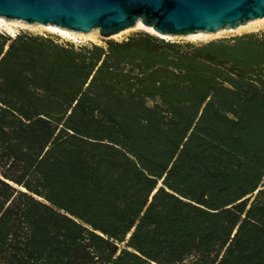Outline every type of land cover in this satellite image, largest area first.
Here are the masks:
<instances>
[{"label": "trees", "instance_id": "16d2710c", "mask_svg": "<svg viewBox=\"0 0 264 264\" xmlns=\"http://www.w3.org/2000/svg\"><path fill=\"white\" fill-rule=\"evenodd\" d=\"M160 39L0 31V264H264V29Z\"/></svg>", "mask_w": 264, "mask_h": 264}, {"label": "water", "instance_id": "95a60500", "mask_svg": "<svg viewBox=\"0 0 264 264\" xmlns=\"http://www.w3.org/2000/svg\"><path fill=\"white\" fill-rule=\"evenodd\" d=\"M264 17V0H0V19L109 37L137 21L159 34L233 30Z\"/></svg>", "mask_w": 264, "mask_h": 264}, {"label": "rangeland", "instance_id": "374dc122", "mask_svg": "<svg viewBox=\"0 0 264 264\" xmlns=\"http://www.w3.org/2000/svg\"><path fill=\"white\" fill-rule=\"evenodd\" d=\"M13 29L15 31L14 32L15 34L19 31H28L31 33H36V34H50V35L59 37L63 42H66L69 44H75V45L81 44V45H87V46L91 44H96L98 46L108 47L114 44H122V43H129L131 45H135L141 42L142 40H146V39L158 40V41L161 40L159 37L146 32L144 29L142 30V28H135V26L126 28L109 37H102L99 35L98 31H96V32L90 33L89 34L90 36L89 35L87 36L78 35L75 39L61 37L55 33L49 32L42 26L23 27V26L17 25V26H13ZM262 29H264V17L260 19L252 20L248 22L247 24L240 26L237 29L220 30L215 33H209L207 36L201 37V38H191L188 36H172L170 39H165L164 41L178 40V41H188V42H206V41L216 39V38L232 37L235 35H240L242 33L258 31ZM0 31L6 32L3 28H1Z\"/></svg>", "mask_w": 264, "mask_h": 264}, {"label": "bare ground", "instance_id": "6f19581e", "mask_svg": "<svg viewBox=\"0 0 264 264\" xmlns=\"http://www.w3.org/2000/svg\"><path fill=\"white\" fill-rule=\"evenodd\" d=\"M260 19V18H258ZM250 22V21H249ZM23 26V27H34V26H42L43 28H45L46 30H48L51 33H55L61 37L64 38H69V39H75L78 35H83V36H87L92 32H96L98 30H92L91 32L88 33H82V32H74V31H70L66 28H62L59 27L57 25L54 24H28L22 20H15V19H0V29L3 28L7 33L14 35L15 31L13 29V26ZM135 28H142V30L144 29L146 32L153 34L159 38L162 39H170L172 36L170 35H163V34H159L156 31L153 30V28H150L148 26H145L141 23V21H137L135 24ZM239 28V27H238ZM209 33H204V32H197V33H193L190 35H187L188 37L191 38H201V37H205L207 36ZM90 36V35H89Z\"/></svg>", "mask_w": 264, "mask_h": 264}]
</instances>
